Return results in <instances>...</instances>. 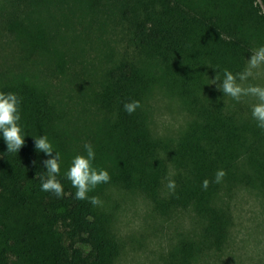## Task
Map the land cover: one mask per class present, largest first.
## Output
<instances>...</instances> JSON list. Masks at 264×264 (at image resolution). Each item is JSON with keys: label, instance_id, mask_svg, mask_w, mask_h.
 Instances as JSON below:
<instances>
[{"label": "trees", "instance_id": "16d2710c", "mask_svg": "<svg viewBox=\"0 0 264 264\" xmlns=\"http://www.w3.org/2000/svg\"><path fill=\"white\" fill-rule=\"evenodd\" d=\"M258 1L128 0L122 14L134 55H122L108 67L92 92L102 118L81 133L78 146L69 141L74 138L63 102H54L49 89H39L25 75L0 69V92L21 101L25 135L21 150L7 153L0 133V264H113L119 257L110 215L76 199L66 177L73 158L86 155L85 144L94 148L93 166L111 177L90 197L100 198L101 191L115 186L145 194L161 215H195L198 238L180 240L169 264H194L204 253L223 248L232 225L223 192L243 185L264 197V129L229 110L223 92L210 84L216 74L222 80L225 70L242 72L256 46L264 44ZM29 34L18 35L23 61L29 63L39 51L49 53V63L64 71L70 52L32 48ZM155 86L177 95L194 117L176 140L155 138L149 130L144 102ZM131 101L141 107L130 115L124 104ZM45 135L60 154L61 198L41 190L43 162L50 157L36 150L34 139ZM221 169L226 176L217 184L215 173ZM170 179L174 191L167 187ZM205 179L210 181L206 190Z\"/></svg>", "mask_w": 264, "mask_h": 264}, {"label": "rangeland", "instance_id": "374dc122", "mask_svg": "<svg viewBox=\"0 0 264 264\" xmlns=\"http://www.w3.org/2000/svg\"><path fill=\"white\" fill-rule=\"evenodd\" d=\"M127 2L0 0V69H10L17 77L25 75L39 89H49L54 102H63L66 127L74 138L69 141L75 146L82 144L81 133L102 118L91 94L99 88L105 71L122 55H134L129 23L122 14ZM257 5L264 15V4L259 0ZM20 31L30 33L27 42L32 48L70 52L65 70L52 66L51 54L40 51L25 63L20 55ZM41 34L47 37L40 40ZM248 84L264 86V70L245 82ZM257 102L251 96L237 102L225 95L227 108L239 112L244 120L253 119L252 106ZM144 103L155 138L178 139L194 118L177 95L160 87L155 86ZM99 194V207L110 215L112 231L121 246L113 264H169L179 241L196 239L201 232L193 213L161 215L141 192L109 186ZM222 201L232 214L228 240L221 250L204 253L194 264H264V197L256 189L239 185L224 191Z\"/></svg>", "mask_w": 264, "mask_h": 264}, {"label": "clouds", "instance_id": "9594fccd", "mask_svg": "<svg viewBox=\"0 0 264 264\" xmlns=\"http://www.w3.org/2000/svg\"><path fill=\"white\" fill-rule=\"evenodd\" d=\"M261 70H264V46L251 53V57L247 60V65L242 72L233 74L231 71L225 70L223 79L221 80L216 74L210 85H216L219 91L237 102L242 97H255L258 102L252 106V117L257 121V127L264 129V86L252 84L245 86V82L250 78H255ZM20 103L21 101L16 94L0 92V133H2L3 140L7 145V153H18L25 143V135L19 124L21 120ZM139 107H141L139 101L124 104V110L130 115ZM34 145L38 152H43L50 157L43 162L46 173L39 177L41 190L51 192L57 198L63 197L64 188L57 179L61 168L59 152L53 151V146L46 135L34 139ZM84 147L86 155H76L73 158L66 177L71 182L72 187L76 189V199L87 200L93 206H100L102 204L101 199L98 196L90 197L88 193L94 190L97 185L108 183L111 177L106 170L97 169L93 166L95 160L93 146L85 144ZM225 176L224 170H217L214 182L221 183ZM209 183L210 181L205 179L202 182V187L206 190ZM167 187L170 191H174L176 188L175 181L170 179Z\"/></svg>", "mask_w": 264, "mask_h": 264}]
</instances>
